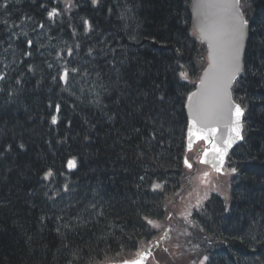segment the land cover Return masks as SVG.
<instances>
[{"label": "trees", "instance_id": "trees-1", "mask_svg": "<svg viewBox=\"0 0 264 264\" xmlns=\"http://www.w3.org/2000/svg\"><path fill=\"white\" fill-rule=\"evenodd\" d=\"M63 1L0 0V20L11 28L0 24V74L8 75L0 82L6 88L0 92V264H95L126 256L153 237L148 221L162 219L188 186L185 102L206 54L191 26L190 0H71L72 7ZM53 8L59 15L50 19L45 9ZM243 11L249 34L232 93L245 110L244 138L229 154L236 170L231 196H211L195 215L216 243L208 264H264V0H246ZM22 29L28 37L19 35ZM11 32L19 38L9 41ZM9 43L14 54L3 52ZM102 47L107 55L88 56L89 48ZM25 48L31 57L21 54ZM74 67L81 72L72 73ZM73 158L77 167L69 169ZM49 169L56 175L45 180ZM64 184L70 191L53 206L45 192ZM53 214L64 219L49 222Z\"/></svg>", "mask_w": 264, "mask_h": 264}, {"label": "snow or ice", "instance_id": "snow-or-ice-1", "mask_svg": "<svg viewBox=\"0 0 264 264\" xmlns=\"http://www.w3.org/2000/svg\"><path fill=\"white\" fill-rule=\"evenodd\" d=\"M92 3L99 4L100 0H92ZM239 5L240 0H219L218 3L201 5L202 7H215L221 9L224 13L225 21L217 26H214L211 31H207L204 27H201L200 29L202 39L214 40L215 46L212 54V64L210 65V70L208 73H206L205 79L201 80V85L203 86L204 91L200 93H193L192 97H189V100L192 101L193 97H196V100L193 102V125H195L198 121L204 124L208 122L206 117V104L208 105V111L210 112H215L224 108H227L229 112L234 111L236 119L233 122L232 131L235 132L236 139L242 140L243 136L241 135V129L243 126L240 123V118L244 115V110L239 104L233 103V101L231 100V93L229 91L233 82L244 71V46L249 31L248 20L244 19ZM45 11H47L48 18L50 19H54L59 15L58 11L55 8H53L51 11L45 9ZM26 18L30 19V17ZM0 24H3L5 26L6 31H11V28L9 27V21L7 19L0 20ZM17 26L18 25H16L15 21H13L11 27ZM39 27L43 28L44 25L40 24ZM89 30H91V26H89ZM33 31H35V28H33ZM19 35L28 37V32L22 29ZM41 35L42 34L38 33L37 39H39ZM13 36H16L17 39L19 38L15 32H11V35H9L7 39L11 41ZM259 43L261 44V46H264V40H261ZM26 44L28 48H33L34 40L32 38H28L26 40ZM40 47H43V45H35V48L37 50ZM77 47H79V45H77ZM10 50L11 53L14 54L17 51V48L14 47L12 43H9L8 47L3 48V52L5 54H8ZM20 51L23 56L31 57L33 55V52L28 51L27 48L20 49ZM109 51L115 55V49L109 48ZM94 53L98 56L107 55L103 47L99 48L98 50L94 48L88 49L87 54L93 59H95V56L93 55ZM68 54H72L71 49L68 50ZM5 59H7V56H5ZM3 62V60H0V63ZM13 62L15 61L13 60ZM262 63H264V61H262ZM48 66L52 67L51 64H49ZM71 72L80 73L81 69L74 67L71 69ZM178 74L180 77L187 79L186 72L179 71ZM96 75L99 76V73H96ZM88 77L89 73L87 71H84L81 75V79L84 80H87ZM7 79V73L0 74V82L6 83ZM62 79L64 80L65 84L69 83L68 69L64 70ZM17 83H19V81H17ZM100 87H103V84H101ZM5 90V87L0 86V92H4ZM89 90L94 91V88ZM80 91L82 93L85 91L83 86L80 87ZM72 94L74 95L75 93ZM161 99H163V97H161ZM55 107L57 111L60 110L59 105H56ZM57 122V117L52 116V123L56 124ZM226 143L228 144V147H231L232 139L229 138ZM19 146L21 148L24 147L23 144H20ZM7 149L8 151H11L12 145H8ZM215 151L220 153V159L222 162V158L226 154V149H215ZM3 152L4 149L0 147V154H3ZM205 155H207V153H205ZM67 166L69 169H75L77 167L76 160L74 158L69 160ZM188 166L191 167L190 164ZM232 171L234 172L235 169H232ZM54 175H56V173L49 169L44 173L43 178L45 180H51ZM141 179H143V177H141ZM155 187L160 188L161 185H156ZM50 191L52 192V195L49 196L48 192H45V196H47L48 199L53 202V206H55L58 202L63 201L64 194L68 193L70 189L67 184H64L61 187L51 188ZM67 207H72V205L68 204ZM89 207H91L92 209H96L95 204H92ZM97 214L100 216L104 215L102 210L97 211ZM43 219L44 217H41V220ZM52 219L63 220L64 217L61 215L53 214V216L49 218V222H51ZM148 223L151 224L152 221H148ZM63 227L65 229L74 230V227L70 223H64ZM55 231L57 232V234H60L61 228L57 227L55 228ZM207 259V256H205L204 260ZM142 260L143 256L140 260L133 261L132 264H142ZM125 264H128V262H125ZM201 264H203V262H201Z\"/></svg>", "mask_w": 264, "mask_h": 264}, {"label": "water", "instance_id": "water-1", "mask_svg": "<svg viewBox=\"0 0 264 264\" xmlns=\"http://www.w3.org/2000/svg\"><path fill=\"white\" fill-rule=\"evenodd\" d=\"M218 2L219 0H190L192 27L196 32V34L198 35V37L200 38V40L207 47L208 65L200 77V81L198 82L197 89L194 92H192L189 97H192L193 93H200L204 91V88L201 85V80L205 79L206 73H208L210 70V65L212 64V54L215 46L214 40L202 39L200 29L201 27H204L207 31H211L214 26H217L225 21V16L221 9L215 7L212 8L202 7L201 5L214 4ZM247 38L245 40L244 51L246 48ZM233 84L229 91L231 93V100L233 101L234 104H237L232 97ZM195 100L196 97H193L192 101H190L188 98V102L186 105V109L189 117L187 149L188 150L191 149L194 142L197 141L198 139L205 140L206 144L209 145L210 148L204 151V153L202 154L201 162L209 165L215 172L221 173L223 172V165L225 163L227 154L237 143L242 141L241 139H236L235 132L232 131V125L236 119L234 115V111L229 112L227 108H224L222 110L210 112L208 111V105L206 104L205 108H206V117L208 122L204 124L198 121L195 125H193V102ZM242 117L240 118L241 124H242ZM242 130L243 127L241 129V135H242ZM229 138L232 139L231 147H228V144L226 143V141H228ZM215 149H221V150L226 149V154L223 156L222 162L220 159V153L215 151ZM205 153H207V155H205ZM142 256H143L142 263H144L146 261V254L144 253ZM123 264H125V262ZM128 264H132V262H128Z\"/></svg>", "mask_w": 264, "mask_h": 264}, {"label": "rangeland", "instance_id": "rangeland-1", "mask_svg": "<svg viewBox=\"0 0 264 264\" xmlns=\"http://www.w3.org/2000/svg\"><path fill=\"white\" fill-rule=\"evenodd\" d=\"M246 0H243V4ZM123 6H126L125 2L122 1ZM244 7V5H243ZM128 7L121 10V15L124 17V11H127ZM234 173V172H233ZM230 170L226 171V174L221 175L220 177L215 176V174L207 167L201 166L200 170L192 177H189L187 190L183 193L178 194L175 200H171L165 210V216L168 215L170 220V226L166 228L162 240H158L152 245V250L155 252L156 248H161L165 245V241L168 236L171 235L173 230L182 231L187 230L189 236H185L181 241L177 240V245L166 256V264H195V261L201 264L204 259L200 262L202 255V248L209 246L208 239L200 229L194 227L198 233L190 226H180L179 223L186 222L190 220V214L194 211L200 210L204 201L212 193H218L225 200L230 199V187H231V176ZM180 192V191H179ZM164 216V217H165ZM164 221V220H163ZM165 222L168 224V220L165 219ZM166 224V225H167ZM162 227V226H158ZM173 247V244L167 247V250L170 251ZM157 251V250H156ZM157 256L154 257L156 260ZM153 262V255L151 258ZM152 264H157L155 261Z\"/></svg>", "mask_w": 264, "mask_h": 264}, {"label": "bare ground", "instance_id": "bare-ground-1", "mask_svg": "<svg viewBox=\"0 0 264 264\" xmlns=\"http://www.w3.org/2000/svg\"><path fill=\"white\" fill-rule=\"evenodd\" d=\"M185 109H186V105H185Z\"/></svg>", "mask_w": 264, "mask_h": 264}]
</instances>
